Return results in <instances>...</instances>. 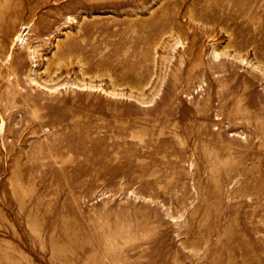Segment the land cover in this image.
Here are the masks:
<instances>
[{"label": "rangeland", "instance_id": "rangeland-1", "mask_svg": "<svg viewBox=\"0 0 264 264\" xmlns=\"http://www.w3.org/2000/svg\"><path fill=\"white\" fill-rule=\"evenodd\" d=\"M0 264H264V0H0Z\"/></svg>", "mask_w": 264, "mask_h": 264}]
</instances>
